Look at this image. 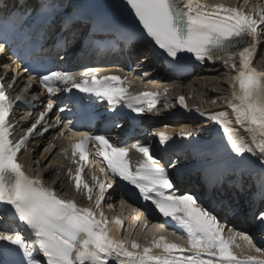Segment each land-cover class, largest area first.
Returning <instances> with one entry per match:
<instances>
[{"label": "snow or ice", "instance_id": "6c2138e0", "mask_svg": "<svg viewBox=\"0 0 264 264\" xmlns=\"http://www.w3.org/2000/svg\"><path fill=\"white\" fill-rule=\"evenodd\" d=\"M122 4L131 10L138 22L137 27L126 29L123 35L130 42L150 43L156 55L163 58L168 72L180 76L190 67L186 61L193 58L199 64L223 63L229 72L231 88L223 108L230 112H205L200 107L195 112L202 118V123L211 122L218 126L228 152L237 158L238 163H247L249 169L255 170L259 179L257 193L264 200V70H257L254 66V60L260 58L258 44L264 40V7L254 6L250 0H237L230 6L208 4L203 0H122ZM47 11L45 8L44 13ZM75 18L81 22L86 19L79 14ZM74 22V16L70 15L54 43V49L64 50L70 39H75ZM4 51L5 45L0 43V52ZM236 57H239L238 65ZM64 58L61 56V60ZM18 59L12 60L17 69L20 68ZM137 62L143 63L144 60L137 57ZM0 67L5 69V74L14 71L10 64ZM33 71L22 93L30 90L31 82L36 81L47 93L48 101L44 111L39 112L35 121L18 138H14L16 120L13 115L17 102L31 107L37 97L28 101L23 94H17L14 102L7 90L14 87L15 79L5 86L4 76H0V256L4 257L3 264H264V249L256 245L250 233L222 223L190 192L177 193L176 184L169 174V168H175L177 161L169 159L162 163L151 154L148 145L137 142L129 147L109 138L113 128L123 131L120 120L116 118L123 115L120 110L127 109L135 117H141L159 114L179 105L180 109L191 113L186 104V99L191 97L178 95L174 103L166 100L158 106L160 93L133 91L127 74L98 76L101 70L93 68L81 72ZM73 89L85 94L81 100L95 98L107 102L108 111L113 116L99 133L80 131L74 120H65L60 115L65 111L63 107L57 111L55 121L49 123L48 114L56 104V94L71 93ZM167 92L165 88L164 94ZM211 103L216 104L217 100L212 99ZM27 116L31 118V112ZM60 124L63 127L57 128L53 141L69 142L61 148L59 155L77 165L74 172L69 167L66 176L76 194L87 199L88 207L79 206L75 199H65L57 190L62 188L59 178L65 176L61 171L63 164L54 170L55 178L46 183L43 172L56 161L49 160L48 165H42L40 161L31 159V141L43 137L49 128ZM199 131L197 127L181 131L178 136L181 140H189ZM241 131L247 134V140ZM154 135L158 144L167 151L173 137L163 131ZM54 147L55 144L50 143L45 151L51 155L49 150ZM90 148L95 149L94 159L99 172L108 174L107 183L95 174L91 175V183L85 178ZM21 150L25 163L20 162ZM133 150L142 157L136 162L135 170H132L128 159ZM248 157L253 159L248 160ZM26 163H35L40 174L29 175L25 170ZM240 176L243 178L244 173L241 172ZM177 179H182L179 173ZM114 185L121 188V204L126 203L129 197L150 201L144 214L154 206L164 218L152 226L168 231L171 225L169 235L183 241L184 246L170 242L163 235L144 247L135 239L117 238L123 236L124 223L119 218L109 221L103 210L114 207L108 202L113 199ZM217 206L227 207L230 214L235 213L227 200H219ZM137 210L133 207V211ZM252 220L264 229V211L254 214ZM150 223L145 220L141 230L147 229ZM17 224L24 232L16 227ZM111 226L115 227L116 236L110 234ZM226 231L232 233L227 239L224 237ZM237 238L244 242V248L256 255H238L233 250L241 247L235 243ZM9 256H20L21 259L10 261Z\"/></svg>", "mask_w": 264, "mask_h": 264}, {"label": "bare ground", "instance_id": "6f19581e", "mask_svg": "<svg viewBox=\"0 0 264 264\" xmlns=\"http://www.w3.org/2000/svg\"><path fill=\"white\" fill-rule=\"evenodd\" d=\"M203 2H205V1H203ZM233 2H235V0H233ZM255 2L258 4V2H261V1L256 0ZM258 56H260V53L258 54ZM255 63H256V61L254 62V64ZM222 66H223V64H222ZM254 66L257 68V70H264V68L260 69L256 65H254ZM220 68H221V64L218 63V61H216L215 63H209V66L205 67L204 70L200 74L195 75L187 83L180 85V83H177V82L170 80V76L168 75V73H166L164 71L163 66H161V64L156 59H153L151 62L143 65V67L139 70L141 73H143V77L139 81H143L144 83H146L150 86L156 85L157 87H161L164 98H166V99L170 98V101L173 103L175 102L178 95H184L186 98L191 97L190 99H186V104L190 103L193 105L197 102L196 107H200L202 111L216 112V111L225 110V111L230 112V110L223 108L225 98H227L231 93V88L229 87V83H228L229 77L225 78V80H224V79L220 78V76H217V73H218V71H220L219 70ZM146 73H147V75H146ZM228 74H229V72H228ZM213 77H216L217 79H212ZM148 81H152V83H148ZM165 88L168 89V92L166 95L164 94ZM221 90L223 92H222V98L220 99L219 103L217 105L213 106L214 108L210 107L209 108L210 110H207L205 108V103H207L209 101V99L213 95V91H216V93H217V91H221ZM218 95H219V93H218ZM222 99H223V102L221 103ZM175 106H177V107H175V109H174V107L172 110H171V108H169V109L163 110L159 114H157L159 119H158V122L155 124V128L158 129V132L163 131L167 135L172 136L173 141L170 142V146H169L168 150L165 151V149L162 148L156 140L157 143L149 145V147L151 148V154L153 156H155L157 159H159V158H162L161 150H163L164 151V158H165V155L171 149V147H174L175 149H178L179 147H181L185 151H182V152L177 151V152L179 154L182 153L183 158H186V156L188 157L189 155H191L192 159H188V161L191 160L195 164L202 163L206 167L201 168V169H203L204 172H206V173L207 172H209V173L214 172L216 169L215 168L211 169V167H209V165H211L213 162H215L214 161L215 159H220L221 161L222 160L225 161L226 159H228L229 157L232 156L226 148L225 141L222 138L223 137L222 131L218 128L217 125H215L214 123H211L210 125H212V129L209 132V134L206 133L207 131L204 129V126H197L200 129V131L195 136L189 138V140H181L178 136V133L181 131L193 129V128L186 129V127H183L185 125H183V126L181 125L178 130L175 129V131H174L175 134L173 133V131H172V134H169L168 132H166V130H168V129H166L165 127L170 126V125H176L182 119L184 121H189L190 126L198 125L200 123V121L202 122V118L198 114H196L195 110H192L191 108H189V109H191V113H189V111H187L185 109H180L179 105H175ZM212 109H215V110H212ZM171 121H175V122H171ZM197 127H194V128H197ZM240 134L242 136H244L245 139L247 140V134L245 132L241 131ZM219 142H221V143H219ZM45 149H49V148H47V147L43 148L38 153L35 152V148H34V149H31V152H30V156H31L32 161H40V163L42 165H48L49 160H55L56 161V163L54 165H52L51 167L45 168V171L43 172L45 182L50 183L55 178L54 170L56 168H59L60 165L63 164L64 167L61 169V171L65 173V176L59 178V183L62 184V188L58 187L57 190L61 192V195L63 197L74 196L76 198V200H78L79 205H83V204L88 203L86 198H81V196L76 194L71 183L67 179L66 172H67V169L69 167H71L69 164V161L63 157L58 156L56 150H52V151L49 150L51 152V155H49V153L46 152ZM216 149H219V150H216ZM131 156H132L131 158L134 161H137L138 160L137 158H140V159L142 158L141 155L137 157V152H135L134 150L132 151ZM45 157H47V159H45ZM247 159L251 160L253 158L248 157ZM20 161L21 162L23 161L22 163H25L24 155L21 157ZM229 164L235 165V164H240V163L237 162V158H234L232 156L231 162ZM179 165L180 164L177 161L176 167H179ZM235 168L236 167H234L233 169L229 168L230 174L232 173V176H234L233 174L238 171V170H234ZM34 169H35V171H34ZM25 170L26 171L28 170L29 174L33 175V176L40 174L39 168L35 163H30V165L28 163H26L25 164ZM249 170H251L250 177H253V179L255 180V185L258 184L259 179H258V176L256 175L255 170L254 169H249ZM228 181H229V179H228ZM238 182H239V180H236L232 184L236 186V184ZM245 184L246 183L244 180L241 181V183H240V185L243 186V189L249 190L250 188L254 187V183L248 184V186H245ZM251 192H252V189L250 191H247L246 193H251ZM121 205L123 206V204H121ZM126 211H128V210H126ZM155 211H157V210H155ZM140 214H141L140 212L136 211L134 216L131 217V219H133L134 223H132L130 220H126V229H125V231L123 230L124 231L123 236H117V238H123L126 240L135 239L142 247H144V246L150 245L151 242L153 241V239H158L161 235H163L170 242H175L177 244H180L181 246H184V244L181 243L180 241H178L176 239V237L169 235L170 230H172V229H170V228H172L171 225L168 229L169 232H167L161 228H160V230L157 227L153 228L152 224H149L148 228L142 231L141 226L145 222L141 221L142 222V224H141L140 221L134 220V219H137ZM232 216L235 217L236 214H232ZM117 218L121 219L124 222V218H122L118 214H117ZM152 218H153L152 216H149V217L147 216V220H149L151 222L153 221ZM163 219L164 218L162 217V220ZM143 220H145L144 217H143ZM133 225H136V228H133ZM258 229H260V227H258ZM140 231L142 232V235H139ZM248 231L253 232L254 230H252V228H249ZM110 232L112 234H114V236H116V230H115L114 226L110 229ZM147 235H150V236L147 237ZM231 235H232L231 232H229L228 234L224 233V237L226 239L228 237H230ZM253 238L255 241V237H253ZM260 238H261L260 244L259 245L256 244V245L259 246L260 248L264 249V237L260 236ZM235 243L239 244L241 246L238 249L235 247L233 249L238 255L241 253H243L244 255H253V256L256 255V253L249 252L246 248H244V242L239 240V238H237Z\"/></svg>", "mask_w": 264, "mask_h": 264}, {"label": "rangeland", "instance_id": "374dc122", "mask_svg": "<svg viewBox=\"0 0 264 264\" xmlns=\"http://www.w3.org/2000/svg\"><path fill=\"white\" fill-rule=\"evenodd\" d=\"M203 1H205L206 3H208V4H215V3H223V4H225V5H233V4H235L236 2H237V0H235V2H233V0H203ZM208 1V2H207ZM212 1V2H211ZM241 2H242V0H241ZM250 3L252 4V5H254V6H259V7H264V3H262V2H258V4L255 2V0H250ZM260 44H261V49L262 50H264V40H262L261 42H260ZM218 63H220L219 61H218ZM221 64V63H220ZM255 65L257 66V67H259L260 69H262V68H264V60L262 61V59H259L258 61H256V63H255ZM220 71H218V73H217V76H220V78H222V79H224L225 80V78H228L229 77V74H228V71L227 70H225L224 69V67L221 65V68L219 69ZM221 92V93H220ZM222 90L221 91H217V93H216V91H213V95L211 96V98L209 99V101L207 102V103H205V108L207 109V110H210L209 108L211 107V108H214L213 106H215V105H217L218 103H219V101H220V99L222 98ZM218 93H219V95H218ZM212 99H218L217 100V103L216 104H212L211 103V100ZM223 102V99L221 100V103ZM196 104H197V102L195 103V104H190V103H188L187 105H188V108H191L192 110H195L197 107H196ZM191 106V107H190ZM195 106V107H194ZM175 107H177V106H175ZM175 107H174V109H175ZM173 109V107L171 108V110ZM212 110H215V109H212ZM179 121V120H178ZM200 121V120H199ZM171 122H175V121H171ZM188 124V125H187ZM211 124V122H208V123H202L201 121H200V123L198 124V125H194V126H190V123H189V121H184L183 119L181 120V121H179L176 125H170V126H166L165 128L166 129H168V130H166V132H168L169 134H172V131H173V133L175 134V129L176 130H178L179 129V127L182 125H185V126H183V127H186V129H189V128H194V127H197V126H204V129L207 131L206 133L207 134H209V132L211 131V129H212V125H210ZM163 126V125H162ZM164 128V127H163ZM164 128V129H165ZM170 129V130H169ZM185 131H188V130H185ZM132 214V215H131ZM142 217H141V216ZM139 215V217L137 218V219H134V220H138V221H140V223L142 224V222L141 221H143L144 222V220H143V215L142 214H140ZM132 216H134L133 215V212H131V211H127L126 212V214L124 215V219H125V222H126V220H130L132 223H134V221H133V219H131V217ZM127 218V219H126ZM130 218V219H129ZM144 219H145V217H144ZM153 227V226H152ZM136 228V227H135ZM154 228V227H153ZM139 230V229H138ZM160 230V229H159ZM171 231V230H170ZM167 232H169V231H167ZM139 235H142V232L140 231L139 232ZM150 235H147V237H149ZM144 238V237H143ZM178 240V239H177ZM178 241H180L181 243H184V242H182L181 240H178Z\"/></svg>", "mask_w": 264, "mask_h": 264}]
</instances>
